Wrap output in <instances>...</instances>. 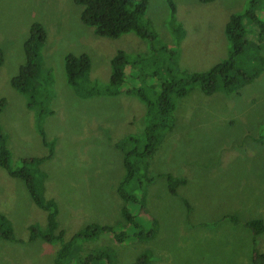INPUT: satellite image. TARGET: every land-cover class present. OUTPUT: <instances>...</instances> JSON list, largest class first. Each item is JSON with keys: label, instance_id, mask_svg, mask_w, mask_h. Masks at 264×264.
Instances as JSON below:
<instances>
[{"label": "rangeland", "instance_id": "rangeland-1", "mask_svg": "<svg viewBox=\"0 0 264 264\" xmlns=\"http://www.w3.org/2000/svg\"><path fill=\"white\" fill-rule=\"evenodd\" d=\"M173 1L174 16L165 0H148L143 21L157 33L152 41L132 32L117 38L98 36L81 22V7H75L72 0H0L4 57L0 97L7 99L0 112V127L13 150L9 163L17 169L25 161L22 156L49 153L38 139L33 111L10 85L24 61L23 44L30 26L40 21L47 37L39 47L40 74L33 84L42 92L49 89L47 108L54 114L43 118L42 127L47 138L57 136V149L51 159L31 171L48 175L47 187L53 189L49 196L58 205L57 220L59 229L65 227L64 238L93 223L109 225L126 235L122 242L109 232L82 237L75 252L83 259L89 254H108L91 264H136L138 258L146 260L145 264H252L249 258L254 248L264 252V229L254 240L241 223L244 216L251 215L262 217L264 224V139L260 144L250 137L253 131L258 137L264 124V50L251 44L237 59V67L247 74L238 73L235 91L204 95L196 86L185 97L176 98L175 126L146 160L150 182L144 175V162L140 163L141 178L136 181L143 190L138 188L136 193L142 196L146 189L144 208L137 211L138 201L126 202V217L120 214L124 203L116 188L124 174V153L130 148L124 147V136L135 133L141 108L123 93L85 99L74 91L75 97L74 88L67 83V53L89 56V89L109 86V60L118 50L143 58L134 70L129 64L133 72L123 90L137 88L143 81L158 87L171 76H182L183 70L205 72L226 59L230 42L225 25L247 0ZM41 3L46 9L43 15L38 12ZM174 23L184 30L180 37L173 32ZM254 32L246 36L248 41L253 40ZM143 67L147 73L140 76ZM96 72L100 74L94 75ZM47 76L51 83H45ZM69 112L76 116L75 121ZM49 121L54 122L52 129ZM253 165L259 172L256 183L246 180L245 172ZM168 175L184 180L176 194L168 189ZM0 213L13 222L15 236L13 240L0 238V264H52L58 244L39 239L25 242L28 225L45 226L46 212L31 201L22 180L2 166ZM223 214L236 215V221L227 218L214 223ZM142 233L145 235L140 236Z\"/></svg>", "mask_w": 264, "mask_h": 264}, {"label": "trees", "instance_id": "trees-1", "mask_svg": "<svg viewBox=\"0 0 264 264\" xmlns=\"http://www.w3.org/2000/svg\"><path fill=\"white\" fill-rule=\"evenodd\" d=\"M170 9L172 16L175 14V3L173 0H165ZM202 2H209L212 0H201ZM73 4L80 6V20L89 27H92L98 36L117 38L124 33L132 32L140 39H151L154 41L157 38V33L144 24L143 18L146 13L148 0H72ZM264 0H247L244 8L230 14L229 19L225 25V34L230 42V49L228 57L213 65L205 72H188L182 71V76H171L170 78L160 82L158 87L154 84H146L144 81L140 83L137 88L123 90L124 82L129 83L134 66L143 61V58L134 59L133 63H129L128 56L122 51L117 53L109 60L110 78L109 86L105 89H89L91 78V61L87 54L82 53L75 55L74 53H67L64 57L65 71L67 83L79 97L89 99L94 96H118L125 94L134 100L141 108L142 118L136 119V131L129 136H124V147L127 152L123 158L124 174L119 187L116 188L117 194L122 199L124 205L120 209L122 217H126L129 209L125 206L126 202H139L138 210L144 208V191L142 196H137L136 190L139 192L143 190V186L137 185L136 178H141L140 163L144 162V175L148 182L152 180V176L148 174L149 156L152 157V152H155L162 142L166 132H170L175 126L176 98L185 97L194 87H200L199 90L204 95H211L218 90H223L225 93H231L236 89V82L239 75L247 74L238 66L237 59L244 55L249 45H254L258 50H264ZM259 10L263 11L259 13ZM46 9L43 4L38 5V12L40 15L45 13ZM36 15V13L34 14ZM45 24L37 21L33 22L29 29V34L24 40V61L19 65L18 71L10 79V85L17 92L24 96L26 106L33 111L35 126L38 132V139L40 144L44 146L49 153L43 156H22L25 161L17 164V169H13L9 163L11 158V151H13L9 144L6 143L7 135L3 133L0 127V166L4 167L7 172L16 177L25 184L27 194L31 201L40 209L46 212V224L40 226L38 224L28 225L29 237L27 241L39 239L45 243L58 244V248L52 255V264H91L100 257L107 256V253L89 254L84 259L76 253L77 244L84 238H89L91 233L109 232L114 238L122 242L126 237L123 231L116 232L109 225H99L93 223L79 228L71 238H64L65 227L59 229V222L57 220L58 205L49 194L53 189L47 187V173L41 170H33L39 164L52 158L57 149V136L47 138L45 129L42 127L43 118L46 115H53L54 111L47 108L48 100L47 94L49 89L45 92L34 88V80L40 74V53L39 50L43 46L47 37ZM176 37H180L183 33V28L179 23H174L172 27ZM255 29L252 34L253 40L248 41L246 36ZM40 47V48H39ZM253 47V46H251ZM4 57L0 48V68L3 64ZM132 68H130V65ZM236 67V68H235ZM235 68L233 73L229 69ZM258 71V70H257ZM146 70L143 67L140 76L146 75ZM221 73V75H220ZM96 72L94 75H99ZM237 74V75H236ZM141 79V78H140ZM143 80V79H141ZM250 78H245V82H249ZM51 76L45 78V83H51ZM157 89V90H156ZM202 93V94H203ZM75 93L73 96L77 97ZM7 105V99L0 97V112ZM71 120L75 121L76 116L69 112ZM54 123L48 122V128ZM263 128L259 130L258 137H254L251 133V138L257 143H263L264 124ZM52 129V126H51ZM108 131L107 127H104ZM254 129L255 131L257 129ZM248 137V136H247ZM247 181L259 182L258 170L253 165L247 170ZM250 179V180H249ZM168 189L170 193L176 194L177 188L184 183L180 177L173 175L167 176ZM214 223L219 220L232 219L236 221V215L223 214L219 216ZM131 223L137 226L134 218L127 217ZM239 218V217H238ZM238 220V219H237ZM242 223L243 229L250 232L254 240L264 229L262 217L244 216ZM13 222L3 213H0V238L4 240L14 239ZM145 235L144 233L140 234ZM52 244V245H53ZM253 255L249 258L252 264H264V252H260L254 248ZM75 261V262H74ZM147 261L138 258L136 264H145Z\"/></svg>", "mask_w": 264, "mask_h": 264}, {"label": "clouds", "instance_id": "clouds-1", "mask_svg": "<svg viewBox=\"0 0 264 264\" xmlns=\"http://www.w3.org/2000/svg\"><path fill=\"white\" fill-rule=\"evenodd\" d=\"M139 57L142 58L140 55H137V56H135V57H129V56H128V58H129L128 61H129V63H133L134 59L139 58ZM258 71H259V70H258ZM110 77H111V76H109V78H110Z\"/></svg>", "mask_w": 264, "mask_h": 264}, {"label": "flooded vegetation", "instance_id": "flooded-vegetation-1", "mask_svg": "<svg viewBox=\"0 0 264 264\" xmlns=\"http://www.w3.org/2000/svg\"><path fill=\"white\" fill-rule=\"evenodd\" d=\"M193 72H198V71H193Z\"/></svg>", "mask_w": 264, "mask_h": 264}]
</instances>
